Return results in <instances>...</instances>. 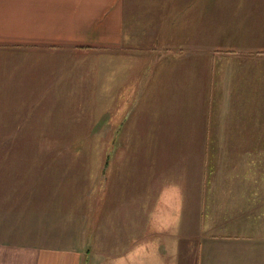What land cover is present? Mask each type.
I'll return each instance as SVG.
<instances>
[{"label":"crops","instance_id":"1","mask_svg":"<svg viewBox=\"0 0 264 264\" xmlns=\"http://www.w3.org/2000/svg\"><path fill=\"white\" fill-rule=\"evenodd\" d=\"M57 57L78 72L52 75L47 63ZM92 62L90 72L81 66ZM137 93L152 99L138 117L144 129L174 135L159 144L264 146V0H0V98L13 100L6 115L30 99L44 123L93 122L91 106L104 113L96 99H121L114 114ZM185 97L192 102L177 99ZM127 117L117 123L134 125ZM27 160L0 163V264H87L89 255L94 264H264V240L207 235L196 244L202 235L185 234L173 217L179 199L153 208L147 181L101 194L62 177L58 155L40 160L46 167ZM183 190L194 215L198 186Z\"/></svg>","mask_w":264,"mask_h":264},{"label":"rangeland","instance_id":"2","mask_svg":"<svg viewBox=\"0 0 264 264\" xmlns=\"http://www.w3.org/2000/svg\"><path fill=\"white\" fill-rule=\"evenodd\" d=\"M58 60L59 57L55 64L52 59L47 63L52 75L78 72L75 65L59 66ZM94 63L81 66L90 72L95 68ZM102 75L100 73L99 80L104 84L109 77L105 73L104 82ZM208 86L210 91L209 82ZM140 94L128 100L130 107L124 112L114 114L111 107L121 99H96L104 105L103 117L96 110L102 108L91 106L85 114H90L95 123L83 120V123L75 124L44 123L46 120L42 114H35L30 99L23 100L22 106L16 109V115H6L5 109H13L10 107L13 100L0 98V163L13 155L30 159L24 165L45 166L48 163L40 160L48 155H58L63 161L58 168L64 170L61 176L81 181L77 186L82 188L97 186L101 194H105L109 187L112 192L115 184L120 185L124 181L125 184L135 182V185H144L147 181L155 192L151 195L152 207L157 203L158 209L165 210L166 196L178 198L179 207L183 209L178 211V216L175 210L173 217L185 234L202 235L195 242L200 246L204 243L200 238L207 235L218 240L227 238L228 241L238 240L253 245L264 240V146L180 147L159 144L172 141L174 135L168 130L155 128L149 133L150 130L144 129L143 119L138 117L143 115L145 105L152 99L148 96L143 98ZM177 99L187 105L192 102L187 97ZM67 100L74 106L73 99ZM206 107L208 110L211 108L208 96ZM125 115L127 119L132 117L134 125L117 123ZM35 126L39 128H33ZM6 141L9 144L2 145ZM113 143L131 145L118 147ZM104 158L108 159L106 165L103 164ZM185 185L198 186L199 189L198 195H193L196 206L199 203V210L194 215L192 212L190 215L185 204L192 200V195L183 190ZM173 187L179 188V195H169V191H175L171 190ZM220 252L228 259L233 256ZM87 264H94V255L91 258L89 255Z\"/></svg>","mask_w":264,"mask_h":264}]
</instances>
